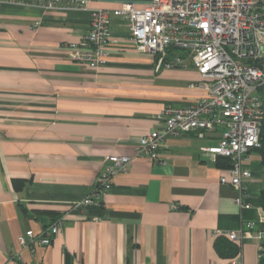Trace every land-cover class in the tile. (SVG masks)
I'll list each match as a JSON object with an SVG mask.
<instances>
[{
	"label": "crops",
	"instance_id": "crops-1",
	"mask_svg": "<svg viewBox=\"0 0 264 264\" xmlns=\"http://www.w3.org/2000/svg\"><path fill=\"white\" fill-rule=\"evenodd\" d=\"M148 1L88 0L81 9L69 0H0V264H259L255 240L226 235L249 210L220 182L229 181V161L201 150L216 144L218 128L202 139L168 137L159 159L136 156L114 175L100 206L73 208L107 155H133L165 107L204 94L189 86L199 77L185 53L176 51L183 66L155 71V56L136 49L117 16L103 64L70 58L67 44L83 40L91 9ZM243 163L252 202L264 166L249 154ZM61 216L48 245L18 244L21 233L39 234Z\"/></svg>",
	"mask_w": 264,
	"mask_h": 264
},
{
	"label": "built area",
	"instance_id": "built-area-1",
	"mask_svg": "<svg viewBox=\"0 0 264 264\" xmlns=\"http://www.w3.org/2000/svg\"><path fill=\"white\" fill-rule=\"evenodd\" d=\"M87 1L69 0V6L85 9ZM43 6L55 7L52 2ZM112 15L122 19L138 51L155 56V71L183 66L185 60L176 51L185 53L199 77L189 86L204 94L184 106L165 107L157 116L161 126L137 139L133 155H107L91 191L73 208L100 206L114 175L128 171L136 156L159 159L168 137L194 131L202 139L218 128L216 144L201 150L230 160L229 181L222 176L220 182L234 188L240 211L252 210L264 222V208L251 202L247 182L252 174L243 163L250 151L261 147L264 136V0H149L142 7L123 2L114 9H91L83 40L67 44L72 60L89 68L105 62L108 45L116 42L110 31ZM63 221L64 216L58 217L39 234L27 230L17 242L32 248L48 245ZM226 235L240 243L255 240L262 256L264 229L256 219L242 217L239 227Z\"/></svg>",
	"mask_w": 264,
	"mask_h": 264
},
{
	"label": "trees",
	"instance_id": "trees-1",
	"mask_svg": "<svg viewBox=\"0 0 264 264\" xmlns=\"http://www.w3.org/2000/svg\"><path fill=\"white\" fill-rule=\"evenodd\" d=\"M263 131H264V127H263ZM252 151H256L258 152L259 156L261 157V163L264 166V136L261 140V147L259 149L256 150H252ZM251 152V151H250ZM227 161H229V166H230V160L228 158H223ZM252 204L255 207H262L264 208V187L256 194L254 195V198L252 199ZM247 219H256L257 220V224L264 229V222H259L257 217L255 216V212L252 210L248 211V216H246ZM264 245V242L262 243ZM219 245V243H218ZM231 251L234 249H232V247L230 246ZM220 252L223 253V251L220 248ZM259 264H264V252L262 254V256L259 259Z\"/></svg>",
	"mask_w": 264,
	"mask_h": 264
},
{
	"label": "rangeland",
	"instance_id": "rangeland-1",
	"mask_svg": "<svg viewBox=\"0 0 264 264\" xmlns=\"http://www.w3.org/2000/svg\"><path fill=\"white\" fill-rule=\"evenodd\" d=\"M249 155H250L252 158H256L257 156H259L258 152H256V151H251V152L249 153ZM255 165H256V161L253 162V166H255Z\"/></svg>",
	"mask_w": 264,
	"mask_h": 264
}]
</instances>
